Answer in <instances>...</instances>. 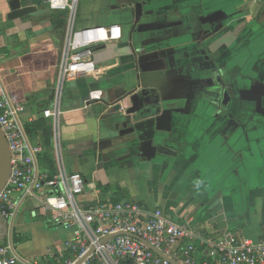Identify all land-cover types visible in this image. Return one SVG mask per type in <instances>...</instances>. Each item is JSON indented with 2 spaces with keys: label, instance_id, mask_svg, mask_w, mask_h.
<instances>
[{
  "label": "crops",
  "instance_id": "crops-1",
  "mask_svg": "<svg viewBox=\"0 0 264 264\" xmlns=\"http://www.w3.org/2000/svg\"><path fill=\"white\" fill-rule=\"evenodd\" d=\"M13 1L0 0V81L25 125L48 122L49 138L30 139L55 164L42 111L53 102L67 12L46 0H17V8ZM77 7L76 29L122 30L119 40L93 47L95 72L62 91V151L68 172L83 176L87 199L159 208L211 238L264 239V0H78ZM143 89L177 109L169 132H133L125 101ZM146 139L166 149L146 158L139 148ZM28 200L20 219L36 215L38 201ZM206 255L196 242L197 262Z\"/></svg>",
  "mask_w": 264,
  "mask_h": 264
},
{
  "label": "built area",
  "instance_id": "built-area-1",
  "mask_svg": "<svg viewBox=\"0 0 264 264\" xmlns=\"http://www.w3.org/2000/svg\"><path fill=\"white\" fill-rule=\"evenodd\" d=\"M77 2L46 0L50 10L67 12L53 102L42 111V117L51 123L52 174L41 167L39 157L45 148L31 141L21 118V104L0 81V129L10 153L9 173L0 189V216L7 221L0 264H264V239L254 242L226 233L211 238L195 228L192 220L177 223L159 208L148 209L133 200L87 199L83 176L66 170L60 135L64 84L95 72L94 46L122 37L117 24L76 29ZM16 194L19 197L14 200ZM30 198L36 199L57 225L70 229L69 236L50 246L40 259L23 256L14 246V219ZM196 242L207 249L202 263L195 258Z\"/></svg>",
  "mask_w": 264,
  "mask_h": 264
},
{
  "label": "water",
  "instance_id": "water-1",
  "mask_svg": "<svg viewBox=\"0 0 264 264\" xmlns=\"http://www.w3.org/2000/svg\"><path fill=\"white\" fill-rule=\"evenodd\" d=\"M14 8L18 7V1L14 0L12 2ZM136 11L139 8V5L135 7ZM139 14V10L137 11ZM10 15H16V12H13ZM226 36H222L218 38L209 48V51L216 50L221 44H223V38ZM126 108L124 110V114L127 117H130L133 121L136 129L130 128V130H134L133 132H169L171 129V117L172 113L176 112L177 109L169 108L164 105L162 100L155 94H153L150 90L143 89L140 92L131 94L127 100ZM121 104H117L116 108L119 109ZM123 108V107H122ZM124 109V108H123ZM139 148L143 156L146 158H152L158 149H166L165 146L157 147L153 145V141L151 139L141 140L139 142ZM10 153L8 149V143L4 136V133L0 129V189L5 183L10 167ZM154 249L157 253L158 250ZM160 254V253H159ZM173 263H176L172 260Z\"/></svg>",
  "mask_w": 264,
  "mask_h": 264
},
{
  "label": "rangeland",
  "instance_id": "rangeland-1",
  "mask_svg": "<svg viewBox=\"0 0 264 264\" xmlns=\"http://www.w3.org/2000/svg\"><path fill=\"white\" fill-rule=\"evenodd\" d=\"M78 13V11L75 12V17ZM62 157L65 168L68 171L67 158L63 151ZM187 198L188 195H184L179 199V202L184 203ZM28 201L29 200H27V202ZM26 205L27 204H23L21 206L14 219V246L21 255L30 259H40L44 250L50 246L54 240H63L69 236L70 229L65 226L57 225L51 218V215L39 208V205L35 207L36 215L32 216L30 212H27L24 213V216L20 219ZM20 223L21 225H19ZM24 223H26V225H24ZM4 225H7V221L0 218V244L5 242V237L2 235Z\"/></svg>",
  "mask_w": 264,
  "mask_h": 264
},
{
  "label": "trees",
  "instance_id": "trees-1",
  "mask_svg": "<svg viewBox=\"0 0 264 264\" xmlns=\"http://www.w3.org/2000/svg\"><path fill=\"white\" fill-rule=\"evenodd\" d=\"M25 127L31 139L38 133H44L45 136L47 135V137L49 138L50 126L48 122L44 119H38L37 121L26 124ZM39 159L43 170L49 172L50 174H52L55 171V164H54L53 156L50 151L43 152L40 155ZM14 238H15V234L13 236V239Z\"/></svg>",
  "mask_w": 264,
  "mask_h": 264
}]
</instances>
